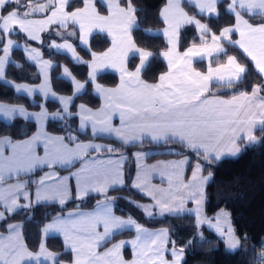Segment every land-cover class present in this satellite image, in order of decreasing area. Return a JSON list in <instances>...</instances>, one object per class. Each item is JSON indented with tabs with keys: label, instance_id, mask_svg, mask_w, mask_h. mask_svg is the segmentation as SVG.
Instances as JSON below:
<instances>
[{
	"label": "snow or ice",
	"instance_id": "1",
	"mask_svg": "<svg viewBox=\"0 0 264 264\" xmlns=\"http://www.w3.org/2000/svg\"><path fill=\"white\" fill-rule=\"evenodd\" d=\"M146 13L136 0H0V81L43 101L38 112L0 101V120L7 126L17 118L37 125L35 134L25 133L24 139L0 134V264H185L186 249L171 240L168 229L149 231L132 216H117L113 207L118 200L148 218L194 215V227L206 224L229 251L240 250L241 238L230 224L221 225L227 213L202 214L204 189L212 180L210 172L203 173L237 155L241 143L264 144V135H257L264 134V0H165L153 17L162 25L156 32L141 27L148 24ZM222 13L227 24L219 22ZM205 16L208 22H202ZM189 26L195 29L191 41L185 33ZM20 33L26 35L22 46L11 38ZM43 33L48 35L42 38ZM101 34L110 46L97 53L89 38ZM161 37L163 47L157 49L154 42ZM69 39L78 40L90 60L80 57ZM29 41H50L49 50L71 53L74 64L89 68L84 82L69 67L43 59ZM18 47L26 54L23 63L10 55ZM205 60L206 69L197 70L194 62ZM156 61L166 62V71L149 82L144 77ZM33 65L38 72L32 79L40 78L39 84L6 78L9 66L26 73ZM54 67H62L61 75L73 85L71 95L53 88L49 70ZM105 69L119 73L113 88L97 83L98 72ZM86 85L102 99L99 107L76 105ZM49 98L59 104L51 113ZM49 119L62 122V134L45 130ZM89 130L88 142L81 141L79 133ZM101 134L113 137L120 148L94 143ZM145 145L151 148L145 151ZM129 148L136 151L126 154ZM153 150L181 159L146 165ZM130 161L134 178L126 175ZM185 166L190 178L183 175ZM156 177L167 187L153 184ZM124 190H135L150 202L110 194ZM92 200L94 207L83 210ZM189 202L196 207L188 208ZM41 205H53L54 211L42 213L36 222L33 213ZM21 209L24 220L10 222ZM29 222L37 229L31 240ZM125 229H134L135 238L113 242ZM50 234L63 237L61 251L50 250ZM129 246L132 258L125 259L123 250ZM251 255L253 264H264V252L257 255L252 248Z\"/></svg>",
	"mask_w": 264,
	"mask_h": 264
},
{
	"label": "trees",
	"instance_id": "2",
	"mask_svg": "<svg viewBox=\"0 0 264 264\" xmlns=\"http://www.w3.org/2000/svg\"><path fill=\"white\" fill-rule=\"evenodd\" d=\"M165 0H136L137 5L142 9H147L146 15L148 16V24L141 25V27L151 28L153 32L162 27L161 24L156 23L154 20V14L157 13L164 5ZM186 10H188L186 8ZM190 14H192L190 12ZM144 15V13H142ZM208 17L205 16L203 22H208ZM212 20L217 18L213 16ZM219 22L221 24H227L225 14H221ZM195 32V29L189 26L185 29L186 35L190 41ZM48 34L43 33L42 38ZM134 36L137 33H133ZM101 35L91 37L90 46L94 52L105 51L110 44H106L101 38ZM19 43L24 44L26 36L23 33L19 35L13 34L12 37ZM58 38V37H57ZM55 38L56 40H58ZM72 40V39H71ZM50 41H45L44 45L40 42L29 41L30 45L36 46L42 53L43 57L47 60H51L53 64H59L61 66H67L73 72L77 79L84 82L86 74L89 71L87 65L74 64L71 58L63 53H59L54 49L49 50L46 46ZM73 44L84 60H90V55L86 50L79 46L78 40H73ZM154 47L162 49L163 37L155 40ZM230 54H235L231 52ZM24 52L21 48L13 49L11 57L13 60L23 63ZM244 63L243 60H241ZM195 66L201 70H205L207 63L197 62ZM62 67H54L51 70V78L53 80V88L58 91L60 95H71L74 91L73 85L70 81L66 80L61 75ZM166 71V62L156 61L152 64L151 73L144 78L149 82H154L155 77ZM38 72V68L33 65L28 68L26 73L19 72L15 68L9 66L7 68V79L28 84H38L41 82L40 78L32 79L33 75ZM119 77L117 74L107 71L98 74L97 83L114 87L118 84ZM258 83L259 81H254ZM214 91H223L222 89H214ZM0 101L5 103L22 104L30 110H39L38 104L43 102L39 95H35L33 98H29L26 95L16 93L13 88H10L4 82L0 81ZM76 105L85 103L90 107L96 108L100 105V99L93 94L91 85H86V90L75 99ZM46 106L49 112H54L59 107L57 101L48 99ZM74 110V109H73ZM60 121L50 119L47 122V129L51 132L60 133L61 128ZM72 123V121H69ZM14 126H7L4 121L0 120V134L13 135L14 138H24L25 133L31 135L35 129L36 124L32 121H25L21 118H17L13 121ZM257 135H264L257 133ZM81 140H87L91 137L89 132L79 133ZM112 145L113 147L120 148V144L115 139L99 138ZM151 148V145H145L144 150ZM136 149H125L126 154L134 152ZM156 151V150H153ZM176 155H169L158 151L153 154L149 159L159 157H169ZM126 175L134 177L135 165L131 161L125 165ZM204 172L212 174V180L206 185V213L208 216L214 215L219 209L226 208L230 212L231 221L233 224L236 235L241 238L240 250L236 252L229 251L225 247V243L219 236L208 228L200 227L196 228L194 215L184 214L179 217L175 216H154L153 218L146 217L139 209L133 207L125 200H118L114 205L116 213L122 216H132L139 223L147 228H166L168 229L172 240L176 242L178 247H185V264H253L254 257L251 255V249L255 248V252L258 255L264 252V245L260 241L264 240V144H256L255 146H246L242 143L241 152L234 157H225L219 162L213 163L210 167H207ZM36 175H40L39 172ZM111 195H125L129 196L138 202H147L148 198L135 190H124L123 192H112ZM95 205V201L92 200L85 205L83 209H92ZM69 209H72L73 205H68ZM54 211L53 205H41L33 213L36 222L41 221L42 213H51ZM13 215V214H9ZM15 219L10 222H17L24 220L23 210H19L14 214ZM26 228L30 232L29 239L35 238L37 231L36 224L29 222L26 224ZM0 230H3L0 228ZM132 231L122 232L116 235L115 240L123 236H131ZM247 237V240L244 239ZM28 242V241H26ZM62 240L59 237H50L48 239V246L54 251H61ZM31 248L32 245L29 244ZM245 250L248 251L247 257L245 256Z\"/></svg>",
	"mask_w": 264,
	"mask_h": 264
},
{
	"label": "crops",
	"instance_id": "3",
	"mask_svg": "<svg viewBox=\"0 0 264 264\" xmlns=\"http://www.w3.org/2000/svg\"><path fill=\"white\" fill-rule=\"evenodd\" d=\"M203 22V21H202ZM25 35V34H24ZM42 35V34H41ZM26 36V35H25ZM236 38H238V37H236ZM13 39V38H12ZM58 40H57V42L58 43H62L63 41H61L59 38H57ZM90 39H91V37L89 38V43H90ZM14 40V39H13ZM14 41H16V40H14ZM34 42H37V43H39L38 41H34ZM69 43H73V40H71V39H69ZM18 44L19 45H23L22 43H19L18 42ZM32 47H35V48H37L36 46H33V45H31ZM73 46H74V44H73ZM75 47V46H74ZM18 48H21L22 49V47H18ZM15 49V48H14ZM23 50V49H22ZM55 50V49H54ZM13 51V50H12ZM56 51V50H55ZM41 52V51H40ZM57 52H59V53H63V54H66V55H68L70 58H71V53H65V51H63V50H61V51H57ZM76 52H77V54L80 56V54L78 53V51L76 50ZM12 53V52H11ZM11 53H10V55H11ZM24 55H26L25 53H24ZM12 58V57H11ZM42 58L43 59H45L44 57H43V55H42ZM45 60H47V59H45ZM205 62L207 63V60H205ZM197 62H194V66H195V64H196ZM213 66H215V65H213ZM37 67V66H36ZM196 67V66H195ZM207 67V66H206ZM38 68V67H37ZM197 68V67H196ZM51 70L52 69H50L49 70V76H50V78H51ZM197 70H201V69H199V68H197ZM107 71H110V72H113V73H115V74H117L118 75V77H119V73H117V72H115V71H113L112 69H105V70H102V71H99L98 72V74H100V73H102V72H107ZM61 73H62V71H61ZM98 76V75H97ZM63 77V76H62ZM11 81V80H10ZM3 82V81H2ZM16 83H18V82H16ZM119 83V82H118ZM39 84V83H38ZM104 87H107V88H113V87H108V86H104ZM115 87V86H114ZM14 89V88H13ZM19 94H23V93H19ZM23 95H25V94H23ZM35 95H38V94H34V96ZM34 96H32V97H29V98H33ZM98 97V96H97ZM226 98V97H225ZM49 99H51V98H49ZM100 99V105L103 103V101H102V99L101 98H99ZM58 102V101H57ZM99 105V106H100ZM98 106V107H99ZM28 109V108H27ZM28 111H30V112H38V111H40V109L39 110H30V109H28ZM51 113V112H50ZM21 119H23V118H21ZM50 120V119H49ZM49 120H47L45 123H44V128H45V130L46 131H48L49 133H51V134H60V133H55V132H51V131H49L48 129H47V122L49 121ZM3 121V120H2ZM32 122H34V121H32ZM35 123V122H34ZM114 124L116 125V126H118V120H115L114 121ZM36 130H37V125H36V129H35V131L32 133V134H35V132H36ZM85 132H89L90 133V130L89 131H85ZM85 132H82V133H85ZM31 134V135H32ZM91 134V133H90ZM30 136V135H29ZM99 138H109V139H114L113 137H110V136H108L107 134H101L100 136H98ZM24 138H26V137H24ZM24 138H18V139H24ZM88 140L89 139H87V140H81V141H83V142H88ZM93 142L94 143H97V144H107V145H110V144H108L107 142H105L104 140H101V139H94L93 140ZM112 146V145H111ZM239 147H240V149H242V143L239 145ZM145 151H147V150H145ZM241 152V151H240ZM239 152V153H240ZM156 153H158V151H151V152H149V155L145 158V160H144V163L146 164V165H154V164H157L158 162H161V161H176V160H179V159H181V157H179V156H176V157H174V156H169V157H159V158H154V159H149V157L150 156H152L153 154H156ZM238 153V154H239ZM42 154V153H41ZM237 154V155H238ZM237 155H235V156H237ZM227 157H234V156H227ZM77 167H78V165H77ZM76 169L75 168H73L72 169V171H75ZM41 174V173H40ZM67 173L66 172H63V171H61L60 172V175H66ZM205 176H207L208 174H206L205 172L203 173ZM183 175L186 177V178H190L191 177V172H190V170H188V168L185 166V168H184V171H183ZM134 177H135V173H134ZM133 177V178H134ZM152 183L153 184H156V185H160V181H159V178L158 177H156V178H154L153 180H152ZM160 186H162V187H167V185L166 184H164V185H160ZM205 190H206V187H205V189H204V202H203V205H202V214H203V216H205V217H209L208 215H207V213H206V208H205V203H206V193H205ZM146 198H148V197H146ZM150 202V198H148V201L147 202H143L144 204H146V203H149ZM21 203H23V201H21ZM139 203H141V202H139ZM187 207L188 208H190V209H194L195 207H196V205L194 204V203H191V202H189L188 204H187ZM83 210H85V211H90L91 209H83ZM113 210H114V207H113ZM114 212H115V210H114ZM115 214L117 215V216H121V217H123V218H127L128 216H122V215H119L118 213H116L115 212ZM156 216H159V215H156ZM195 217V216H194ZM17 222H20V221H17ZM143 227H145V226H143ZM146 229H148L149 231H155V230H158V229H166V228H147V227H145ZM0 231H3V230H0ZM128 231H132L133 232V234L131 235V236H123V237H120V238H118V239H116V240H114L113 242H116V241H118V240H132V239H134L135 238V235H136V233H135V230L134 229H125L123 232H128ZM169 235H170V233H169ZM50 237H59L61 240H63V237L62 236H59L58 234H50L49 235V238ZM48 238V239H49ZM170 238H171V236H170ZM171 240H172V238H171ZM109 247L111 246L110 244L108 245ZM50 250H52V249H50ZM54 251V250H53ZM123 254H124V257H125V259H131L132 258V249H131V247L129 246V247H126L124 250H123ZM185 256V255H184Z\"/></svg>",
	"mask_w": 264,
	"mask_h": 264
},
{
	"label": "rangeland",
	"instance_id": "4",
	"mask_svg": "<svg viewBox=\"0 0 264 264\" xmlns=\"http://www.w3.org/2000/svg\"><path fill=\"white\" fill-rule=\"evenodd\" d=\"M156 32V31H155ZM103 73V72H102ZM82 82V81H81ZM79 105V104H78ZM227 213L228 215H227V223H225V221L222 219L221 220V225L222 226H224V227H227L228 226V224H230V226L233 228V224H232V221H231V216H230V212L226 209V208H221V209H219L214 215H212V216H209V218H212V217H216V216H218V215H220L221 213ZM206 227V228H208L209 230H212V231H214L218 236H219V234L215 231V229H210L206 224L205 225H202L201 226V228L202 227ZM233 230H234V228H233ZM235 232V231H234ZM235 234H236V232H235ZM237 236V235H236ZM238 237V236H237ZM219 238H220V236H219ZM225 247L227 248V245L225 244Z\"/></svg>",
	"mask_w": 264,
	"mask_h": 264
}]
</instances>
